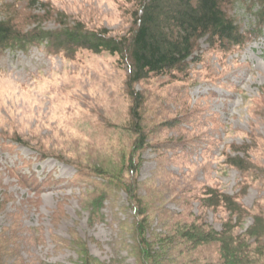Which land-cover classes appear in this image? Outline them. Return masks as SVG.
Returning a JSON list of instances; mask_svg holds the SVG:
<instances>
[{
	"label": "rangeland",
	"instance_id": "1",
	"mask_svg": "<svg viewBox=\"0 0 264 264\" xmlns=\"http://www.w3.org/2000/svg\"><path fill=\"white\" fill-rule=\"evenodd\" d=\"M221 2L240 33L247 32V0ZM131 7L128 0H0V15L20 31L79 22L120 36L130 26ZM199 46L202 62L185 82L163 75L134 86L145 96L150 140L158 145L136 153L128 132L132 99L116 56L66 55L36 42L0 49V234L21 223L22 235L33 237L17 248L24 259L76 264L73 240L101 262L136 264L130 231L142 217H133L125 192L113 189L102 220L92 225L85 207L98 180L88 169L113 173L132 156L137 194L145 199L156 190L162 200L155 199L150 219L161 207L181 212L178 202L187 197L191 213L220 230L227 214L195 199L205 187L264 211V27L240 47L210 48L204 40ZM235 154L247 169L242 173L227 163ZM151 226H159L157 218ZM216 248L190 256L202 259Z\"/></svg>",
	"mask_w": 264,
	"mask_h": 264
},
{
	"label": "trees",
	"instance_id": "2",
	"mask_svg": "<svg viewBox=\"0 0 264 264\" xmlns=\"http://www.w3.org/2000/svg\"><path fill=\"white\" fill-rule=\"evenodd\" d=\"M128 2L132 4L130 26L123 35L112 36L107 29H87L79 22L61 29L34 28L20 31L11 23L10 18H0V49H26L28 44L36 42L66 55L88 50L95 54L116 56L118 67L126 71L125 88L132 99L128 132L134 139L133 151L136 153L148 147L157 151L158 145L150 140L145 96L141 95L140 90L136 91L134 86L163 75L176 82H185L191 68L202 62L199 46L201 40L210 48L229 50L242 46L252 35H259L264 27V0H247L245 8L250 12L251 20L249 30L243 34L235 20L223 9L221 0ZM152 106L153 103L148 112L153 110ZM169 121L164 120L162 123ZM175 143L176 148H183L180 142ZM227 163L241 170V173L247 170L236 154ZM136 167V160L132 156L128 161L122 160L113 173L89 168L87 172L98 180L92 183V197L85 206L92 225L102 220V205L109 200V193L113 189L125 192L133 217H142L135 221L134 232L127 229L132 240L130 254L136 259V264H264V211L261 208L249 210L234 196L218 188L205 187L199 198L197 196L195 199L206 210L221 209L227 214L220 230L208 224L204 216H194L191 213L192 200L187 197L178 202L181 212L173 213L164 207L154 211L159 226L153 228L151 223L154 218L148 217V211L154 210L156 198L159 202L162 200L156 190L145 199L137 194L133 185L135 172L138 171ZM248 218V226L237 231V227ZM22 232L21 223L15 220L9 226L6 236L0 234V264H65L43 262L35 257L28 261L24 259L17 248L33 237L22 235ZM34 241L43 242L41 238ZM61 241L63 244L70 243L68 240ZM71 243L78 246L76 251L79 262L76 264L116 262H101L90 254L84 243L73 240ZM56 245H59L58 242ZM210 246L217 247L213 254H206L202 259L190 256Z\"/></svg>",
	"mask_w": 264,
	"mask_h": 264
}]
</instances>
